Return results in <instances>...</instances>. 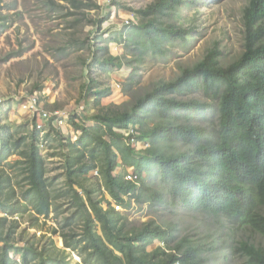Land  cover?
Segmentation results:
<instances>
[{
	"label": "trees",
	"instance_id": "trees-1",
	"mask_svg": "<svg viewBox=\"0 0 264 264\" xmlns=\"http://www.w3.org/2000/svg\"><path fill=\"white\" fill-rule=\"evenodd\" d=\"M183 1L153 0L134 9L113 0L117 8L134 11L138 20L123 26L117 38L109 35L106 45L95 46L93 59L111 69L126 63L135 71L147 56L164 55L176 42L188 43L190 29L170 22ZM72 4L79 8L78 1ZM86 6L100 9L97 2ZM242 17L244 49L228 65L220 63L221 51L211 48L121 113L74 112L67 122L79 132L76 139L62 135L48 119L61 147L68 186L56 198L68 194L70 199V213L59 232L61 256L53 252L57 247L51 238L47 247L15 241V216L32 211L36 221L53 208L55 197L41 149L46 135L35 118L30 128L0 121V264H70L65 258L72 253L81 260L75 264H236L238 259L264 264V245L257 240L264 237V0H248ZM107 18L108 13L98 20V29ZM111 42H123V55L110 53ZM196 89L214 101V108L207 101L183 98ZM104 93L108 90L94 93L96 102ZM129 125L136 127L139 139L149 142L142 154L116 130ZM174 143L187 147L167 153L163 146ZM119 156L124 169L133 168L136 179L127 180L126 170L115 172ZM5 167L20 171L26 186L21 196ZM93 170L102 179L96 190L85 183ZM153 170L168 199L156 191L152 196L206 215L214 231L195 243L183 239L170 247L172 228L153 221L127 228L116 206L127 208L132 198L139 201V190H147L142 174ZM155 241L164 245L148 250Z\"/></svg>",
	"mask_w": 264,
	"mask_h": 264
},
{
	"label": "rangeland",
	"instance_id": "rangeland-1",
	"mask_svg": "<svg viewBox=\"0 0 264 264\" xmlns=\"http://www.w3.org/2000/svg\"><path fill=\"white\" fill-rule=\"evenodd\" d=\"M76 1L80 3L79 8L73 6L72 0H0V98L3 99L0 103V121L15 125L22 123L30 128L32 116H23L20 105L35 91L40 93L45 111L67 113L68 117L74 112L88 116L121 113L137 97L157 84L175 79L184 67L194 65L209 49L221 51L220 63L223 66L238 58L244 49L242 13L248 0H184L173 12L170 22L176 27L190 29L188 43L176 42L169 46V51L164 55L147 56L135 71L126 63L120 69H111V66L100 65L93 59V50L95 46L106 45L109 35L117 38L122 30L121 23L126 19L136 22L138 15L134 11L117 8L113 0ZM117 1L138 9L153 0ZM89 2H97L100 9H89L86 6ZM107 13L108 18L103 21L100 30L97 22ZM123 36L126 38L127 32H123ZM122 44L111 42L110 53L123 55ZM101 52L98 51V54L101 55ZM117 83L120 84L118 88ZM106 90L108 93L100 95L99 102H96L94 93ZM183 98L207 101L214 108V101L207 98L202 89L192 90ZM68 117L63 124L54 123V126L65 137L76 139L79 132L67 122ZM36 121L46 135L41 149L46 159L47 178L52 183L54 204L49 216L38 217L37 222L32 211L15 216L19 227L15 241L17 245L47 247L53 239L57 247L53 252L61 256L59 249L63 248V244L59 232L63 218L70 213L67 210L69 195L56 198L68 188L64 160L58 138L49 127V120L38 118ZM85 123L92 124L91 121ZM116 130L123 133L125 129ZM106 138L112 141L111 137ZM134 145L138 152L141 151L138 154L147 149L141 147L140 143ZM186 147L183 143L163 146L167 153ZM52 153L56 155L52 157ZM15 158L17 156L11 159ZM98 163L101 164V161ZM5 169L13 176L16 194L21 196L26 186L21 181L20 171L9 167ZM124 170L126 173L133 172L132 167L124 169L119 156L115 172L124 173ZM89 177L86 185L96 190L102 182L101 176L93 170ZM142 178L147 190H139L141 199H130L127 208L116 206V210L124 216L127 228H140L149 221L172 228L174 238L170 247L183 239L195 243L214 231L213 222L206 215L174 206L165 200L158 202L155 195L152 196L156 191L168 199L166 188L154 170L142 174ZM97 193L100 194V190ZM53 229H57V232H53ZM74 229L80 231L79 226ZM257 240L264 245V237L259 235ZM158 245L164 244L155 241L148 250ZM78 257L72 253L65 259L75 264L81 261ZM236 264H244V260L238 259Z\"/></svg>",
	"mask_w": 264,
	"mask_h": 264
},
{
	"label": "built area",
	"instance_id": "built-area-1",
	"mask_svg": "<svg viewBox=\"0 0 264 264\" xmlns=\"http://www.w3.org/2000/svg\"><path fill=\"white\" fill-rule=\"evenodd\" d=\"M130 24H131V21H129V19H126L123 21V23H121V26L129 27ZM116 87L117 88L120 87V84L117 83ZM2 102H3V99L0 98V103ZM20 106H21V109L27 111L29 115L32 116V118H36V119L44 118L47 120L53 119V122L57 125L63 124L64 119L68 117L67 113L60 114L58 113V111H55V112L45 111L43 108V104L40 100V93L38 91L33 92L26 99H24L21 102ZM37 127L40 128L41 126L37 123ZM122 134L125 136L127 143L132 144L133 146H135L134 144H138V143H140L141 147L143 148H146L147 146H149V142L147 139H139L137 137L138 132L135 126L129 125L125 130H123ZM125 178L127 180H134L136 179V175L134 173H128L125 176ZM78 260H80L79 257H78Z\"/></svg>",
	"mask_w": 264,
	"mask_h": 264
},
{
	"label": "crops",
	"instance_id": "crops-1",
	"mask_svg": "<svg viewBox=\"0 0 264 264\" xmlns=\"http://www.w3.org/2000/svg\"><path fill=\"white\" fill-rule=\"evenodd\" d=\"M22 112H23V113H22V114H23V116H25V117H28V116H30V115H29V113H28L27 111H23V110H22Z\"/></svg>",
	"mask_w": 264,
	"mask_h": 264
}]
</instances>
